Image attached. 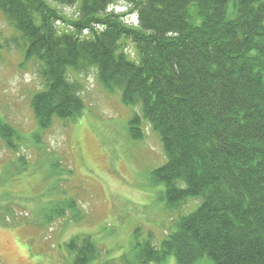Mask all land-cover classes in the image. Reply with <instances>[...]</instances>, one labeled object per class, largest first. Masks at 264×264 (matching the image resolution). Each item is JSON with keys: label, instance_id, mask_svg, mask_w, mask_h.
<instances>
[{"label": "trees", "instance_id": "1", "mask_svg": "<svg viewBox=\"0 0 264 264\" xmlns=\"http://www.w3.org/2000/svg\"><path fill=\"white\" fill-rule=\"evenodd\" d=\"M117 1L0 0L20 35L10 40H22L43 81L30 98L38 128L81 115V85L68 69L95 68L105 88L139 105L130 135L143 137V120L157 133L165 161L151 179L164 184L166 207L197 200L158 248L135 242L122 263L264 264V0H123L136 23L108 9ZM75 4L71 16L58 7ZM16 131L0 119L13 150ZM61 204L45 212L47 222L63 206L75 213L74 201ZM65 245L69 264L98 253L90 235Z\"/></svg>", "mask_w": 264, "mask_h": 264}, {"label": "rangeland", "instance_id": "2", "mask_svg": "<svg viewBox=\"0 0 264 264\" xmlns=\"http://www.w3.org/2000/svg\"><path fill=\"white\" fill-rule=\"evenodd\" d=\"M58 7L70 16L77 10L76 4ZM108 9L137 22L123 0ZM14 36L20 37L0 11V119L20 136L12 138L16 150L0 138V264H69L65 243L76 235H90L96 246L89 264H123L135 242L149 240L158 248L197 200L166 207L164 184L151 179L165 161L160 139L144 120L142 138L129 133L139 105L123 103L118 88H105L95 68L68 69L69 79L81 85L84 109L39 129L30 98L43 81L35 61L24 60L22 40H10ZM125 51L135 57L128 41ZM68 201L75 202V213L63 206ZM58 202L63 214L47 222L45 212ZM165 264H175L173 256Z\"/></svg>", "mask_w": 264, "mask_h": 264}]
</instances>
